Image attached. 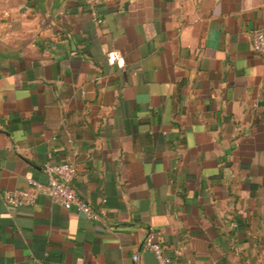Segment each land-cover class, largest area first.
<instances>
[{
    "label": "crops",
    "instance_id": "obj_1",
    "mask_svg": "<svg viewBox=\"0 0 264 264\" xmlns=\"http://www.w3.org/2000/svg\"><path fill=\"white\" fill-rule=\"evenodd\" d=\"M261 2L0 0V264H264ZM65 161L98 220L3 202Z\"/></svg>",
    "mask_w": 264,
    "mask_h": 264
},
{
    "label": "built area",
    "instance_id": "obj_2",
    "mask_svg": "<svg viewBox=\"0 0 264 264\" xmlns=\"http://www.w3.org/2000/svg\"><path fill=\"white\" fill-rule=\"evenodd\" d=\"M73 1H79L88 6L92 19L98 24L102 23L103 19L97 13L96 7L108 0ZM261 1V22L251 31L250 37L252 49L264 58V0ZM119 57L120 55L116 51L108 54L109 61H116ZM43 171L46 175L44 182H31L28 188L22 190H4L2 192L3 202L13 207H25L32 205L35 199L42 195L63 208L75 210L87 220H98L100 218V213L88 201L81 198L72 185V181L77 174V168L73 163L67 161L47 162L43 166ZM142 247L151 250L159 264H175V261L164 247L151 238L146 239ZM133 257L136 259L137 255Z\"/></svg>",
    "mask_w": 264,
    "mask_h": 264
}]
</instances>
